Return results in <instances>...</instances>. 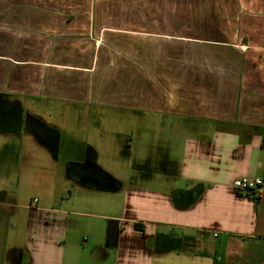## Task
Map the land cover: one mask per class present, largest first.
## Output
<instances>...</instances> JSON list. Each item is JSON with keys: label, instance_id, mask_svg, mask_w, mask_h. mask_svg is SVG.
<instances>
[{"label": "crops", "instance_id": "1", "mask_svg": "<svg viewBox=\"0 0 264 264\" xmlns=\"http://www.w3.org/2000/svg\"><path fill=\"white\" fill-rule=\"evenodd\" d=\"M263 135L264 0H0V264H264Z\"/></svg>", "mask_w": 264, "mask_h": 264}, {"label": "rangeland", "instance_id": "2", "mask_svg": "<svg viewBox=\"0 0 264 264\" xmlns=\"http://www.w3.org/2000/svg\"><path fill=\"white\" fill-rule=\"evenodd\" d=\"M37 115H41L44 116L46 119L48 118H52L56 116V111L55 109H52L51 106H43L41 107V110H38ZM51 116V117H49ZM17 129V128H16ZM0 163H2V159H0ZM18 164V160H15L14 163V167H17ZM15 175V173H14ZM19 184V179L17 177L13 178V190H11V193L13 191V194L17 195V197L22 201V202H26L29 201L30 199H32L33 197H36V190H32L27 186H23V188L20 187H16V185Z\"/></svg>", "mask_w": 264, "mask_h": 264}, {"label": "built area", "instance_id": "3", "mask_svg": "<svg viewBox=\"0 0 264 264\" xmlns=\"http://www.w3.org/2000/svg\"><path fill=\"white\" fill-rule=\"evenodd\" d=\"M262 184V181L260 178H248V177H241L236 178L232 181L231 187L239 193L245 194V193H252V195H255V191L260 187ZM264 193V192H263ZM36 200H33V203H35Z\"/></svg>", "mask_w": 264, "mask_h": 264}, {"label": "trees", "instance_id": "4", "mask_svg": "<svg viewBox=\"0 0 264 264\" xmlns=\"http://www.w3.org/2000/svg\"><path fill=\"white\" fill-rule=\"evenodd\" d=\"M262 147H264V135H263V138H262ZM245 195H251L252 196V193H245Z\"/></svg>", "mask_w": 264, "mask_h": 264}]
</instances>
